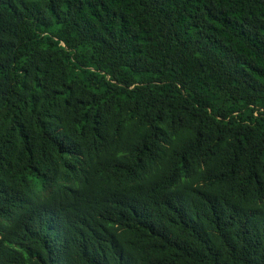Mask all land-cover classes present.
Masks as SVG:
<instances>
[{
    "label": "trees",
    "instance_id": "trees-1",
    "mask_svg": "<svg viewBox=\"0 0 264 264\" xmlns=\"http://www.w3.org/2000/svg\"><path fill=\"white\" fill-rule=\"evenodd\" d=\"M0 264H264V0H0Z\"/></svg>",
    "mask_w": 264,
    "mask_h": 264
}]
</instances>
